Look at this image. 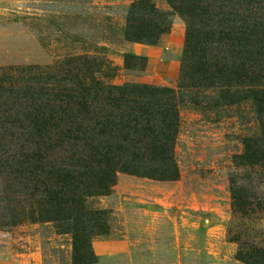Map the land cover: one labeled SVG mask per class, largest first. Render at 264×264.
<instances>
[{
	"label": "rangeland",
	"instance_id": "1",
	"mask_svg": "<svg viewBox=\"0 0 264 264\" xmlns=\"http://www.w3.org/2000/svg\"><path fill=\"white\" fill-rule=\"evenodd\" d=\"M135 1L0 0V76L11 69L10 78L26 80L17 71L39 67L47 80L176 90L185 23L154 0L170 14L169 34L158 46L127 42L123 30ZM126 55L135 58L128 68ZM217 94L200 91L195 104L182 97L177 181L119 174L107 195L85 200L107 226L90 240L91 264H264V168L236 165L244 140L260 133L257 117L250 103L214 106ZM4 109L0 121L11 114ZM11 132L20 130L0 125V160L21 151ZM8 171L0 168V217L24 220L0 227V264H73L71 234L52 222L32 223L22 180L20 194L12 193ZM234 185L247 196L237 213Z\"/></svg>",
	"mask_w": 264,
	"mask_h": 264
},
{
	"label": "trees",
	"instance_id": "2",
	"mask_svg": "<svg viewBox=\"0 0 264 264\" xmlns=\"http://www.w3.org/2000/svg\"><path fill=\"white\" fill-rule=\"evenodd\" d=\"M164 1L186 26L176 90L47 80L39 67L17 71L26 80L10 78L11 69L0 76V112L5 107L11 113L0 125L20 130L11 139L23 144L19 154L0 160V168L11 173L12 193L20 194L15 186L22 180L32 223L52 222L71 234L73 264L93 263L90 240L107 231L104 214L85 207L87 198L107 195L119 174L178 180L182 97L195 104L200 91L210 90L218 92L216 107L250 103L260 133L244 140L236 165L264 168V0ZM171 24L154 0H138L128 10L123 36L158 46ZM132 60L125 56L126 68ZM7 97L11 104L4 103ZM230 192L232 210L240 212L244 189L234 185ZM5 218L0 227L24 220Z\"/></svg>",
	"mask_w": 264,
	"mask_h": 264
}]
</instances>
